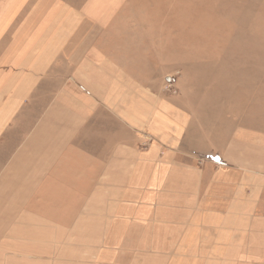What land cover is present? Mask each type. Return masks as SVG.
<instances>
[{
	"label": "crops",
	"instance_id": "crops-1",
	"mask_svg": "<svg viewBox=\"0 0 264 264\" xmlns=\"http://www.w3.org/2000/svg\"><path fill=\"white\" fill-rule=\"evenodd\" d=\"M25 1L0 14V264H264V148L168 135L102 45L124 0Z\"/></svg>",
	"mask_w": 264,
	"mask_h": 264
},
{
	"label": "rangeland",
	"instance_id": "rangeland-1",
	"mask_svg": "<svg viewBox=\"0 0 264 264\" xmlns=\"http://www.w3.org/2000/svg\"><path fill=\"white\" fill-rule=\"evenodd\" d=\"M10 1L0 0V14ZM83 2L21 6L78 11ZM120 8L110 16L116 25L103 32V48L129 56L132 82L165 101L166 119L181 124L168 135L206 159L233 163L238 146L251 157L264 148V0H124Z\"/></svg>",
	"mask_w": 264,
	"mask_h": 264
}]
</instances>
